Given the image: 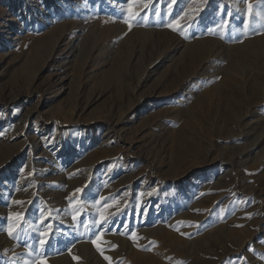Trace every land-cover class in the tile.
Wrapping results in <instances>:
<instances>
[{"label": "rangeland", "instance_id": "374dc122", "mask_svg": "<svg viewBox=\"0 0 264 264\" xmlns=\"http://www.w3.org/2000/svg\"><path fill=\"white\" fill-rule=\"evenodd\" d=\"M68 254L264 264V0H0V264Z\"/></svg>", "mask_w": 264, "mask_h": 264}, {"label": "snow or ice", "instance_id": "6c2138e0", "mask_svg": "<svg viewBox=\"0 0 264 264\" xmlns=\"http://www.w3.org/2000/svg\"><path fill=\"white\" fill-rule=\"evenodd\" d=\"M248 7H249V10L251 11L252 5L249 4ZM129 12H132L131 7L129 8ZM138 15H140V14H139V13H132V16H133V17L138 16ZM179 26H180V25H179V21H176L174 24H169V25H168V27L173 28V30H176ZM131 27H132V25L129 24V28H130V29H131ZM76 191H77V192H81L82 189H77ZM16 203H21V202L17 201ZM15 215L19 218L21 214H20V213H16ZM101 219H102V220L104 219L103 216H101ZM11 234H12V231L9 230V235H11ZM133 235H134V234H133ZM99 236H102V233L99 234L97 238H99ZM41 243H43V241H41ZM93 243H96V241L94 240ZM97 247H99V245H97ZM76 259H79V258L77 257ZM105 259H109V260H110L109 257H105Z\"/></svg>", "mask_w": 264, "mask_h": 264}, {"label": "bare ground", "instance_id": "6f19581e", "mask_svg": "<svg viewBox=\"0 0 264 264\" xmlns=\"http://www.w3.org/2000/svg\"><path fill=\"white\" fill-rule=\"evenodd\" d=\"M261 39H262V38H261ZM60 203H61V202H60ZM60 203H59V204H60ZM59 204H58V205H59ZM62 204H63V203H62ZM100 222H101V219H99L98 223H100ZM96 223H97V222H96ZM143 231H144V230H143ZM144 233H147V232H144ZM142 235L145 236L146 234H142ZM150 235H151V236H154V234H150ZM114 236H115V235H114ZM144 236H143V237H144ZM122 240H123V239H122ZM4 241H5V240H4ZM84 247H86V246L84 245L82 248H84ZM76 249H78L77 246L72 247V249H70V252H69V253L71 254V253L75 252ZM66 257H69V258H70L71 256H69V254H68V255H65V256L61 257L60 260L58 259V262H57V260L55 259V262H57L56 264H61V262H62ZM69 258H68V259H69ZM53 260H54V259H53ZM53 260H52V261H53ZM51 263H52V262H51ZM53 263H54V262H53Z\"/></svg>", "mask_w": 264, "mask_h": 264}]
</instances>
